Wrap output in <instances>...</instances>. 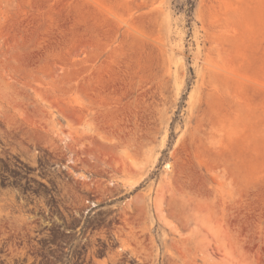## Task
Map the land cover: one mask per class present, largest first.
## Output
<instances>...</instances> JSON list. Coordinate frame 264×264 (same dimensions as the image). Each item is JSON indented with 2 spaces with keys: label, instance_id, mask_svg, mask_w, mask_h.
<instances>
[{
  "label": "rangeland",
  "instance_id": "1",
  "mask_svg": "<svg viewBox=\"0 0 264 264\" xmlns=\"http://www.w3.org/2000/svg\"><path fill=\"white\" fill-rule=\"evenodd\" d=\"M2 165L0 264H264V0H0Z\"/></svg>",
  "mask_w": 264,
  "mask_h": 264
},
{
  "label": "flooded vegetation",
  "instance_id": "2",
  "mask_svg": "<svg viewBox=\"0 0 264 264\" xmlns=\"http://www.w3.org/2000/svg\"><path fill=\"white\" fill-rule=\"evenodd\" d=\"M4 165V164H3ZM2 165V166H3ZM20 166V165H19ZM16 172H22V170L20 168H13ZM8 168L6 166H3V168H0V182L6 183L9 180V176H8ZM25 171L30 172V170L25 169ZM31 173V172H30ZM25 174V173H23ZM28 175V174H25ZM29 177H33L32 174L28 175Z\"/></svg>",
  "mask_w": 264,
  "mask_h": 264
}]
</instances>
